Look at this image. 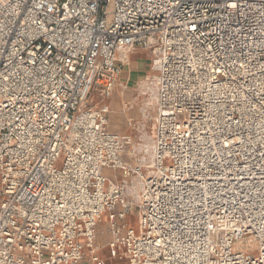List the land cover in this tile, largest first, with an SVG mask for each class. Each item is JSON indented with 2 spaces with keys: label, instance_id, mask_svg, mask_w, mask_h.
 I'll return each instance as SVG.
<instances>
[{
  "label": "built area",
  "instance_id": "built-area-1",
  "mask_svg": "<svg viewBox=\"0 0 264 264\" xmlns=\"http://www.w3.org/2000/svg\"><path fill=\"white\" fill-rule=\"evenodd\" d=\"M135 49L155 73L146 168L107 105L84 107ZM100 248L264 264V0H0V264H109Z\"/></svg>",
  "mask_w": 264,
  "mask_h": 264
},
{
  "label": "rangeland",
  "instance_id": "rangeland-1",
  "mask_svg": "<svg viewBox=\"0 0 264 264\" xmlns=\"http://www.w3.org/2000/svg\"><path fill=\"white\" fill-rule=\"evenodd\" d=\"M149 69V75L142 84L127 85L123 81L118 82L111 98H117L119 109L117 111L113 110L112 113L109 114L110 130L114 133H120L121 122L116 120L123 117V119H125L123 128L128 129L127 134L132 137V145L126 149L122 156L123 161L131 166L142 164L145 168L153 164L152 149L154 144V118L156 110V85L153 80L155 73L151 67H149ZM148 86L154 88L153 93L149 94L147 92L146 87ZM138 95L140 97L139 99L137 98ZM107 100L108 99H103L97 91H93L84 107L98 109L105 105ZM144 132H147L148 137L150 138L151 148L148 154H145V152L142 151L146 145L143 139ZM105 174L108 177L115 179V173L111 170L105 171ZM137 220L138 217L136 214L133 217H129L127 223L131 227H135L136 232L139 233L137 229ZM107 224L106 218L103 217L102 224L98 229V239L96 241V245H100L101 247L109 241V236L106 233ZM100 249L101 256L109 264H131L124 255H120L113 259L110 257L107 248ZM236 251H246L255 254L258 251V243L254 240L245 239L236 245Z\"/></svg>",
  "mask_w": 264,
  "mask_h": 264
},
{
  "label": "crops",
  "instance_id": "crops-1",
  "mask_svg": "<svg viewBox=\"0 0 264 264\" xmlns=\"http://www.w3.org/2000/svg\"><path fill=\"white\" fill-rule=\"evenodd\" d=\"M116 60H117L118 64L122 67V73L120 75V78L118 79V82L123 81L127 85H137V84L144 83V80L149 75V70H150L149 67H151V69H152V57H151L150 52H148L146 50L135 49L131 52L119 51L116 53ZM118 82H117V84H118ZM146 89H147V92L149 94L153 93V91H154V88H152L150 86L146 87ZM155 93H156V87H155ZM137 98L138 99L140 98L139 95ZM105 105H107L109 108V113L107 115L108 121H109V126H108L109 132L112 134L120 135V136H127L128 135L127 134L128 129L123 128V125L125 123V119H123V117L116 120V121L121 122L120 133H114L110 130L109 114H111L113 110L117 111L119 109V104L117 102V98L116 97H114V98L110 97L107 100ZM122 115H124V114H122ZM128 136H131V135H128ZM154 136H155V133H154ZM143 139H144V142L146 145L142 149V151H144L145 154H148L149 150L151 148V145H150V138L148 137L147 132H144ZM127 148H129V146ZM152 152H153V149H152ZM124 153L122 154V156L124 155ZM122 161H123V159H122ZM124 163L128 167H135V166L139 165V164H137V165L131 166V165L127 164L126 162H124ZM140 165H142V164H140ZM106 171H108V170L106 169Z\"/></svg>",
  "mask_w": 264,
  "mask_h": 264
},
{
  "label": "bare ground",
  "instance_id": "bare-ground-1",
  "mask_svg": "<svg viewBox=\"0 0 264 264\" xmlns=\"http://www.w3.org/2000/svg\"><path fill=\"white\" fill-rule=\"evenodd\" d=\"M155 77V76H154ZM154 80V82H155V78L153 79Z\"/></svg>",
  "mask_w": 264,
  "mask_h": 264
}]
</instances>
